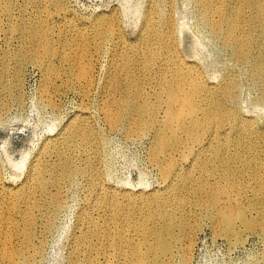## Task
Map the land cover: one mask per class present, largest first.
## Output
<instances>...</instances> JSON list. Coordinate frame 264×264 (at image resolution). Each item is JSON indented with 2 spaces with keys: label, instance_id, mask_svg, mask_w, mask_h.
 Returning <instances> with one entry per match:
<instances>
[{
  "label": "rangeland",
  "instance_id": "rangeland-1",
  "mask_svg": "<svg viewBox=\"0 0 264 264\" xmlns=\"http://www.w3.org/2000/svg\"><path fill=\"white\" fill-rule=\"evenodd\" d=\"M149 1L0 0V201L6 199L15 203L14 197L2 195V188L15 189L26 183L29 165L42 146L58 142L68 126H79L84 120L89 134L97 136L96 158L91 143L82 146L84 142L71 134L62 153L51 151L46 155L44 177L55 176L61 180L59 186L48 187L47 193H36L40 207L34 213L36 225L30 264H70L73 262L72 248L78 238L82 251L76 257V264H117V256L105 248L106 240L99 242L92 235L87 238L89 216L100 225L113 228L102 216V211L94 207L99 194L128 192L137 196L164 188V177L150 158L153 132L146 130L134 134L130 132L129 121L110 127L101 112L106 96L107 65L112 56L119 57L130 46L121 44L116 35H112L101 49H96L95 45L96 33L109 19L116 21L125 41L135 43ZM157 1L171 20L175 46L181 58L189 65H196L212 86H217L226 76L232 77L236 82L234 95L239 117L264 129V83L250 76L249 63L234 61L221 33L204 20L199 1ZM215 3L225 8L228 0H214ZM232 3L237 4V0ZM79 32L84 35L85 50L92 54L94 63V82L87 93L67 82L64 74L67 65L61 61L65 51L61 44L68 43V39ZM34 33L45 34V49L29 42ZM142 53L136 57L135 68L142 96H145L151 86L160 88L169 73L152 62L143 69ZM46 66L49 70H45ZM16 71L18 78L14 76ZM143 82L148 84L144 86ZM128 95L134 98L131 87ZM139 101L144 103L142 98ZM227 101L231 108L232 103ZM261 146L264 147V141ZM230 150H233L231 146ZM179 165L188 166L186 162ZM70 168L80 169L77 173L81 174L67 177L64 173ZM238 180L242 181L241 194L245 197L232 206L235 215L226 232L213 210H199L194 214L186 207L175 214V221L180 223L182 217L185 218L195 235L188 259L176 253L170 264H264V235L260 230L246 231L238 216L242 211L247 217L253 216L247 212L250 203L255 202L257 209L263 206L251 189L257 183L252 173H241ZM172 185L181 188V178L176 176ZM53 197L60 199L58 206L52 201ZM121 205L126 209L128 203L123 201ZM17 220L18 216H14L13 221ZM143 223V219L138 220L139 226ZM132 234L123 232L127 238H132ZM148 242L153 240L149 238ZM20 243L14 234V245L19 247ZM0 264H9L3 258L2 246Z\"/></svg>",
  "mask_w": 264,
  "mask_h": 264
},
{
  "label": "bare ground",
  "instance_id": "bare-ground-1",
  "mask_svg": "<svg viewBox=\"0 0 264 264\" xmlns=\"http://www.w3.org/2000/svg\"><path fill=\"white\" fill-rule=\"evenodd\" d=\"M198 1L204 20L221 33L234 61L249 63L250 76L264 83V0H237L235 5L233 0H228L225 8L214 4V0ZM142 22L135 43L122 38L118 24L112 19L95 35L96 49H101L112 35H116L121 44L130 46L119 57L112 56L107 65L106 96L101 103V112L110 127L129 121L130 132L134 134L146 130L153 132L150 158L164 177V188L160 192L137 196L128 192L99 194L94 207L102 211V216L113 228L100 225L89 216L87 238L92 235L99 242L106 240L105 248L117 256V264H170L176 253L186 260L195 233L185 218L177 223L175 214L186 207L194 214L199 210H213L226 232L235 215L232 206L241 203L245 197L241 194L242 181L238 180L241 173H252L257 183L251 188L252 192L263 205L257 209L255 202L250 203L247 212L253 215L251 217L239 212L241 225L248 232L260 230L264 235V147L261 146L264 129L239 117L234 95L236 82L232 77L226 76L217 86H212L196 65H189L181 58L175 46L171 20L157 0L149 1ZM68 40V43L61 44L65 49L61 61L67 65L64 74L67 82L87 93L94 82L92 54L85 50L83 33L79 32ZM29 42L41 49L47 45L44 33H34ZM142 51L143 69L152 62L169 73L160 88L151 86L145 96H142L135 68L136 57ZM254 51L257 52L252 55ZM46 67L45 70H49ZM18 74V71L14 72L15 78ZM130 87L134 90V98L128 95ZM141 98L144 103L139 101ZM227 100L232 103L231 108ZM262 100L264 103V96ZM86 128L89 126L84 120L79 126H68L58 142L42 146L29 165L26 183L15 189L2 188V195L15 198V203L6 199L0 201V231L3 233L0 246L3 258L9 264H16L21 257L24 258L17 264H30L36 225L34 213L40 207L36 193L45 194L48 187L60 184L61 178L44 177L46 155L51 151L62 153L61 149L69 144L71 134L84 142L82 146L91 143L95 147L94 157H97L94 144L97 136L89 134ZM182 162L188 164L187 168L179 165ZM77 171L81 172L78 168H70L64 174L72 178L81 174ZM176 176L181 178V188L172 185ZM59 200L58 197L52 198L57 206ZM123 201L128 203L126 209L121 205ZM254 212L257 215L254 216ZM14 216H18L17 221H13ZM141 219L144 223L139 226L138 220ZM123 232H132L133 237L127 238ZM14 234L21 242L19 247L14 245ZM149 238L153 242L149 243ZM84 240L87 241L86 237ZM81 251L78 238L72 248L73 262L70 264L77 263L76 257Z\"/></svg>",
  "mask_w": 264,
  "mask_h": 264
}]
</instances>
